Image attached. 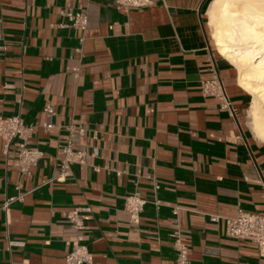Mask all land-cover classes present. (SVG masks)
<instances>
[{"label": "crops", "instance_id": "crops-1", "mask_svg": "<svg viewBox=\"0 0 264 264\" xmlns=\"http://www.w3.org/2000/svg\"><path fill=\"white\" fill-rule=\"evenodd\" d=\"M203 1L0 0V115L33 124L42 153L24 172L0 137V264H66L76 244L84 264H175L180 242L190 264H264L226 231L264 214V142Z\"/></svg>", "mask_w": 264, "mask_h": 264}, {"label": "bare ground", "instance_id": "bare-ground-1", "mask_svg": "<svg viewBox=\"0 0 264 264\" xmlns=\"http://www.w3.org/2000/svg\"><path fill=\"white\" fill-rule=\"evenodd\" d=\"M208 15L219 52L251 96L252 132L264 142V0H212Z\"/></svg>", "mask_w": 264, "mask_h": 264}, {"label": "built area", "instance_id": "built-area-1", "mask_svg": "<svg viewBox=\"0 0 264 264\" xmlns=\"http://www.w3.org/2000/svg\"><path fill=\"white\" fill-rule=\"evenodd\" d=\"M116 2L117 5L121 7H135L147 4L148 0H116ZM66 14L72 21L73 26L83 29L86 28L88 24V15L86 12L69 11ZM220 92L225 106L230 109L232 108L234 112L233 105L226 92L223 91L222 88H220ZM46 111L50 114L54 113L50 106L46 107ZM52 125L53 124L51 123H47L46 127H51ZM34 128L35 126L33 124H27L20 115H0V137L5 140L6 145H10L15 141V145L19 149L18 160L20 162V167L24 172H29L42 156L39 149L29 145V138L31 137ZM65 152L67 155V164L84 161V155L82 152H73L71 145L67 146ZM73 153L76 155H72ZM156 187H159L158 184H156ZM133 199L139 203V205H142L145 202L144 200L139 202L140 198L138 195L134 196ZM9 201L5 203V207H7ZM136 210L137 207L133 206L131 211L133 218H135L134 221H138L136 220L138 218L136 217ZM78 216V209H74L68 213V217L74 222L75 227H80V223L77 220ZM221 218L222 217L220 216H211L213 221H219ZM223 218L226 220V231L229 236L250 239L258 244L261 252H264V214L246 211L240 208L235 216ZM175 235L178 234L175 233ZM176 249L177 255L175 258V264H190L188 245L180 242ZM90 256L91 253L85 245L76 244L73 249L67 253L65 257L66 264H84L90 260Z\"/></svg>", "mask_w": 264, "mask_h": 264}, {"label": "water", "instance_id": "water-1", "mask_svg": "<svg viewBox=\"0 0 264 264\" xmlns=\"http://www.w3.org/2000/svg\"><path fill=\"white\" fill-rule=\"evenodd\" d=\"M206 1H207V0H204L203 3H202V5H203ZM202 5H201V7H200V10L202 9Z\"/></svg>", "mask_w": 264, "mask_h": 264}, {"label": "rangeland", "instance_id": "rangeland-1", "mask_svg": "<svg viewBox=\"0 0 264 264\" xmlns=\"http://www.w3.org/2000/svg\"><path fill=\"white\" fill-rule=\"evenodd\" d=\"M248 122H249V125H250V127H251L250 117L248 118Z\"/></svg>", "mask_w": 264, "mask_h": 264}]
</instances>
